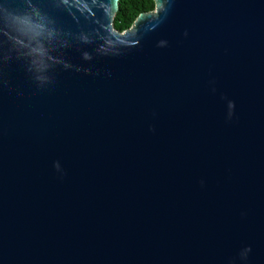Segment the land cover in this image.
I'll list each match as a JSON object with an SVG mask.
<instances>
[{
    "label": "water",
    "instance_id": "95a60500",
    "mask_svg": "<svg viewBox=\"0 0 264 264\" xmlns=\"http://www.w3.org/2000/svg\"><path fill=\"white\" fill-rule=\"evenodd\" d=\"M0 0V264H264V0Z\"/></svg>",
    "mask_w": 264,
    "mask_h": 264
},
{
    "label": "trees",
    "instance_id": "16d2710c",
    "mask_svg": "<svg viewBox=\"0 0 264 264\" xmlns=\"http://www.w3.org/2000/svg\"><path fill=\"white\" fill-rule=\"evenodd\" d=\"M154 7V0H119L118 10L112 22L113 27L118 31H124L140 13L152 11Z\"/></svg>",
    "mask_w": 264,
    "mask_h": 264
}]
</instances>
